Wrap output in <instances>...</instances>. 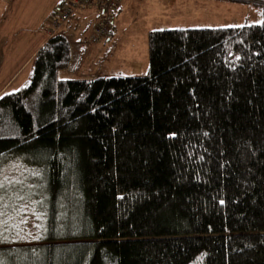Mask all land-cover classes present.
<instances>
[{
    "label": "trees",
    "instance_id": "1",
    "mask_svg": "<svg viewBox=\"0 0 264 264\" xmlns=\"http://www.w3.org/2000/svg\"><path fill=\"white\" fill-rule=\"evenodd\" d=\"M243 1L260 24L151 32L140 77L62 80L70 43L43 44L0 95V164L37 170L43 241L2 264H264V0Z\"/></svg>",
    "mask_w": 264,
    "mask_h": 264
},
{
    "label": "crops",
    "instance_id": "2",
    "mask_svg": "<svg viewBox=\"0 0 264 264\" xmlns=\"http://www.w3.org/2000/svg\"><path fill=\"white\" fill-rule=\"evenodd\" d=\"M5 0H0V7ZM63 0H7V8L0 10V95L16 92L27 81L31 62L37 51L49 40L51 19L58 14ZM211 0H120L114 12L111 33L107 39L94 42L92 38L96 13H77L62 31L69 42L75 38L78 56L71 47V64L60 79L94 75L97 56L107 52L120 27L129 24L127 36L148 38L153 31L174 29H202ZM139 33V34H137ZM91 39V40H90ZM71 45V44H70ZM89 46V47H85ZM126 45V53H127ZM81 53V55H80ZM122 55H125L122 52ZM134 60L133 55H128ZM123 58V57H122ZM113 60V57L99 62ZM98 61V60H97ZM109 62V61H107ZM113 62V61H112ZM92 68V69H91Z\"/></svg>",
    "mask_w": 264,
    "mask_h": 264
},
{
    "label": "rangeland",
    "instance_id": "3",
    "mask_svg": "<svg viewBox=\"0 0 264 264\" xmlns=\"http://www.w3.org/2000/svg\"><path fill=\"white\" fill-rule=\"evenodd\" d=\"M6 8L7 0L4 1L0 10L3 11ZM204 12L206 15L209 12V15L203 19L205 25L202 28L205 29L240 27L262 22L261 8L254 2L243 0H211L209 8L207 3L204 4ZM75 16L76 14L71 19ZM66 25L51 27L50 36L62 31ZM128 26L129 24L120 27L117 31L119 37L115 35L112 44L107 47L108 51L101 52L97 56L98 61L94 63L96 64L94 75H90L91 72L89 76L81 75V78H126L147 74L148 41L143 37L127 36L130 30L127 29ZM69 38L74 56H78L76 44L83 45L77 43L75 38ZM101 41L94 38V42ZM122 52L125 55H122ZM128 55H133L134 60H130ZM110 57H113V62L111 60L99 62L100 58L105 60ZM38 175L36 169L18 160L0 164V248L36 246L42 243L45 223L42 221L43 212L38 207L40 201L43 203V193L41 189H37Z\"/></svg>",
    "mask_w": 264,
    "mask_h": 264
},
{
    "label": "built area",
    "instance_id": "4",
    "mask_svg": "<svg viewBox=\"0 0 264 264\" xmlns=\"http://www.w3.org/2000/svg\"><path fill=\"white\" fill-rule=\"evenodd\" d=\"M119 2L120 0H65L58 15L51 19V25L54 28L59 27L68 23L71 17L77 13L94 12L96 13V22L91 39L104 40L111 31L114 12Z\"/></svg>",
    "mask_w": 264,
    "mask_h": 264
},
{
    "label": "snow or ice",
    "instance_id": "5",
    "mask_svg": "<svg viewBox=\"0 0 264 264\" xmlns=\"http://www.w3.org/2000/svg\"><path fill=\"white\" fill-rule=\"evenodd\" d=\"M0 264H2V262H0Z\"/></svg>",
    "mask_w": 264,
    "mask_h": 264
}]
</instances>
